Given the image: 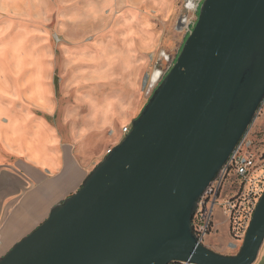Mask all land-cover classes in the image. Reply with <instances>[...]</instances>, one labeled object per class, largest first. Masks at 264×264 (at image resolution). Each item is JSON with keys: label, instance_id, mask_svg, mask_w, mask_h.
I'll list each match as a JSON object with an SVG mask.
<instances>
[{"label": "water", "instance_id": "water-1", "mask_svg": "<svg viewBox=\"0 0 264 264\" xmlns=\"http://www.w3.org/2000/svg\"><path fill=\"white\" fill-rule=\"evenodd\" d=\"M263 103L264 0H204L130 133L0 264H255L264 194L237 255L192 221Z\"/></svg>", "mask_w": 264, "mask_h": 264}, {"label": "crops", "instance_id": "crops-1", "mask_svg": "<svg viewBox=\"0 0 264 264\" xmlns=\"http://www.w3.org/2000/svg\"><path fill=\"white\" fill-rule=\"evenodd\" d=\"M129 1L138 5L144 0ZM109 2L89 0L90 17L86 24H94L104 17L100 5L106 6ZM150 5L160 12L173 9L165 0H153ZM195 7L193 0H188V8ZM48 11L46 0H0V21L10 23L12 16H18L26 22L34 14L40 20ZM3 33L0 30V39ZM155 46L156 42L149 40L144 41L141 48ZM29 56L17 35L0 41V258L40 227L56 205L80 190L94 170L93 160L106 157L107 152L102 147L121 141L122 134L116 132L117 124L120 120L127 123L135 110L138 69L129 55L124 56L120 50H108L104 53L107 68L94 71L90 78L104 80L106 86L118 87L120 94L115 100L92 101L83 127L78 129L74 125L71 134L66 135L58 124L51 125L32 109L33 106L55 109L43 81L42 64L22 83L25 87L23 99L12 80L2 78L6 72L18 76L29 69L33 65ZM112 69L118 71L113 81ZM97 148L101 150L92 153Z\"/></svg>", "mask_w": 264, "mask_h": 264}, {"label": "rangeland", "instance_id": "rangeland-1", "mask_svg": "<svg viewBox=\"0 0 264 264\" xmlns=\"http://www.w3.org/2000/svg\"><path fill=\"white\" fill-rule=\"evenodd\" d=\"M88 1L46 0L49 11L40 20L34 14L26 22L18 16H12L10 23L0 21V30L4 31L0 41L17 35L33 62L18 76L6 72L2 78L12 80L23 99L25 87L22 83L42 64L43 81L55 109L43 110L35 106L32 109L37 116L44 117L51 125L58 124L62 132L70 135L74 125L78 129L83 127V119L89 114L92 101L115 100L120 94L118 87L106 86V81L90 78L94 71L107 68L104 53L120 50L124 56L129 55L139 73L138 88L134 93L135 110L127 123L120 120L117 124L116 132L122 134V139L102 147L107 152L125 139L127 135H123V128L130 126L132 129V122L147 105L149 99L145 95V84L155 71L166 69L162 55H168L171 60L175 58L176 62L189 33L188 24L196 21L199 11L188 12L186 0H165L173 5L170 12L151 9L153 0H144L138 5L129 0H110L106 6L100 5L104 17L94 24H86L90 17ZM192 28L193 25L190 31ZM149 40L156 42L155 48H141L142 43ZM110 74L113 81L118 71L112 69ZM249 139L254 142L252 152L259 156L264 150V103L249 130ZM100 150L97 148L92 153L97 154ZM103 160L94 159L92 169ZM233 182V175L223 180L221 186L226 188L225 197L230 194ZM222 210L217 205L215 227L204 245L215 252L234 256L239 253L242 243L231 237ZM231 243H237V247L232 248ZM255 264H264V248Z\"/></svg>", "mask_w": 264, "mask_h": 264}, {"label": "built area", "instance_id": "built-area-1", "mask_svg": "<svg viewBox=\"0 0 264 264\" xmlns=\"http://www.w3.org/2000/svg\"><path fill=\"white\" fill-rule=\"evenodd\" d=\"M203 1L193 0L196 7L190 11L187 10L186 3V10L188 12H198ZM197 20L198 18L194 23L188 24V36L195 27ZM191 25H193V28L190 31ZM161 58L166 62V69L158 71L160 76L156 81L152 77L146 81L144 91L148 99L153 96L161 81L175 64V58L171 60L166 54H163ZM130 129V126L123 128V135H128ZM253 145L254 142L249 139L248 131L231 154L217 179L210 185L200 200L192 224L194 234L202 244L205 243L211 230L215 227L217 205L223 208L222 212L226 216L233 240L237 243H243L258 203L264 194V150L258 156L252 152ZM112 150H108L106 155L110 154ZM229 175H233L234 182L231 184L230 194L225 197L226 188H222L221 185ZM236 244L231 243L230 246L235 248L237 247Z\"/></svg>", "mask_w": 264, "mask_h": 264}, {"label": "bare ground", "instance_id": "bare-ground-1", "mask_svg": "<svg viewBox=\"0 0 264 264\" xmlns=\"http://www.w3.org/2000/svg\"><path fill=\"white\" fill-rule=\"evenodd\" d=\"M195 8H192V9H189L188 8V0H187V10H194ZM160 76L159 72L158 71H155L154 74L151 76L153 78L154 81L157 80V78ZM5 198V197H4ZM5 200V199H4ZM1 201V200H0Z\"/></svg>", "mask_w": 264, "mask_h": 264}, {"label": "trees", "instance_id": "trees-1", "mask_svg": "<svg viewBox=\"0 0 264 264\" xmlns=\"http://www.w3.org/2000/svg\"><path fill=\"white\" fill-rule=\"evenodd\" d=\"M188 37V36H187Z\"/></svg>", "mask_w": 264, "mask_h": 264}]
</instances>
